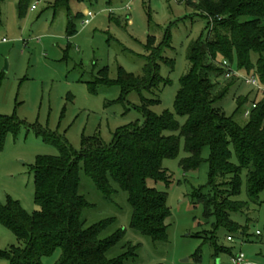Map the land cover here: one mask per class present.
I'll list each match as a JSON object with an SVG mask.
<instances>
[{
	"label": "rangeland",
	"instance_id": "1",
	"mask_svg": "<svg viewBox=\"0 0 264 264\" xmlns=\"http://www.w3.org/2000/svg\"><path fill=\"white\" fill-rule=\"evenodd\" d=\"M19 1L0 0V115L21 122L19 132L9 134L0 151V203L12 199L33 213L39 209L33 170L36 160L39 156L59 154L58 145L46 141L45 136L59 137L75 151H81L84 137L97 135L109 144L120 128L144 125L145 118L137 108L142 104L139 92L123 94L120 86L100 84L96 79L105 69L114 81L120 68L141 76L148 62L145 45L149 35L156 37L155 45L170 35L171 46L164 47L162 56L172 59L173 65L160 59L158 72L164 82L155 93L142 94L160 99L151 106L153 112L162 115L169 111L181 126L185 124L186 118L176 113L175 99L180 80L190 66L189 44L205 38L209 24L189 0H72L75 34L68 36V12L63 7L55 9L52 5L55 0H30L24 16H20ZM32 5L36 9L32 10ZM89 10L95 16L85 25L83 21ZM257 58L256 54L252 55L254 64ZM231 68L236 75L229 78L234 79L225 76L215 79L216 91L232 81L234 85L214 105L244 124L245 110L251 111L252 104L264 99V82L255 75L261 89L246 85L240 76L254 74L248 75L246 69L240 68L236 58ZM239 96L247 98L241 108L236 102ZM187 156L185 140L181 137L178 156L163 161L171 182L167 185L150 181V185L167 192L171 210L167 241H154L132 228L129 194L113 184L116 192L105 195L83 166L80 167L79 192L90 203L82 215L86 226L113 219L101 238L123 232L122 238L108 250L107 257L112 260L125 257L131 247L134 255H127L125 264H233V256L240 252L248 261L264 264V192L257 202H250L244 173L237 199L248 202L249 206L245 212L232 213L231 217L246 227V234L230 233L222 228L213 239L214 219L207 222L203 206L195 205L191 197V193L209 182L210 149L204 148L205 161L196 171L183 170L181 160ZM230 235L233 240H228ZM214 240L232 254H217ZM23 244L0 223V250L8 251L13 245ZM61 252L58 248L54 254L45 256L43 264H55ZM0 264L10 262L0 259Z\"/></svg>",
	"mask_w": 264,
	"mask_h": 264
},
{
	"label": "trees",
	"instance_id": "2",
	"mask_svg": "<svg viewBox=\"0 0 264 264\" xmlns=\"http://www.w3.org/2000/svg\"><path fill=\"white\" fill-rule=\"evenodd\" d=\"M71 1L55 0L52 4L55 9L67 10L68 36L75 34ZM29 2L19 1L20 16L26 14ZM189 3L207 18L209 26L205 38L189 44L190 66L180 80L181 87L175 99L176 113L186 118L185 124L181 126L175 114L169 111L162 115L153 112L151 106L160 99L142 94L160 89L164 80L158 72V61L165 59L162 56L164 47L171 46L169 34L158 45H155L156 37L149 35L145 45L148 62L141 76L120 68L115 81L109 79L106 69L96 79L100 84L120 86L123 94L139 92L142 104L137 108L145 118L144 125L120 128L109 144L97 135L84 137L81 151H75L59 137L45 136L46 141L58 145L59 154L39 156L33 167L35 201L39 209L28 213L12 199L6 204L0 203V223L24 242L13 245L8 251L0 250V259L10 264H43V258L54 254L58 248L62 252L55 264H125L127 255H134L130 247L125 257L113 260L107 257L108 250L123 235L118 231L101 238L113 219L86 226L82 215L90 203L79 192L81 166L105 195L116 192L113 184L129 194L133 208L132 228L154 241H167L171 217L167 192L150 185V181L167 185L171 182L163 161L178 156L181 137L188 153L181 160L185 172L198 170L205 161L204 148L210 149L209 182L191 193V197L195 205L203 206L207 222L214 219L212 238L222 228L230 233L246 234V227L231 214L245 212L249 206L248 202L237 199L242 191L244 173L250 202H257L264 192V99L254 103L255 107L252 104L248 117L245 110L247 121L242 124L214 105L234 81L216 91L215 79L225 74L219 64L224 59L232 64L236 58L239 67L246 69L248 75H258L264 82V0H197L195 3L189 0ZM254 54L258 57L256 64L252 61ZM165 61L173 65L172 59ZM239 97L236 102L241 108L247 98ZM20 127L21 122L15 117L0 115V151L7 136L17 134ZM213 243L217 254H232L230 249L219 247L215 240Z\"/></svg>",
	"mask_w": 264,
	"mask_h": 264
},
{
	"label": "built area",
	"instance_id": "3",
	"mask_svg": "<svg viewBox=\"0 0 264 264\" xmlns=\"http://www.w3.org/2000/svg\"><path fill=\"white\" fill-rule=\"evenodd\" d=\"M31 9L32 10L36 9V6L32 5ZM94 16H95V13L93 11H91V10L87 11L83 23L85 25L89 24ZM219 65H220V67L224 68V70H225L224 76L226 78H229V77L236 75V73L231 68V64L228 61L223 60L222 63H220ZM240 77L242 78L243 82L246 85L252 86V87L257 88L259 90L261 89V86L259 85L258 80H257L255 75L248 76V77H245V76H243V77L240 76ZM255 106L256 105L253 104V107H255ZM249 114H250V111L247 110L245 113V116L248 117ZM228 240H233V238L231 236H229ZM232 261H233V264H257V263H253L251 261H248L243 252H240L237 255L233 256Z\"/></svg>",
	"mask_w": 264,
	"mask_h": 264
},
{
	"label": "crops",
	"instance_id": "4",
	"mask_svg": "<svg viewBox=\"0 0 264 264\" xmlns=\"http://www.w3.org/2000/svg\"><path fill=\"white\" fill-rule=\"evenodd\" d=\"M32 7V6H31Z\"/></svg>",
	"mask_w": 264,
	"mask_h": 264
}]
</instances>
